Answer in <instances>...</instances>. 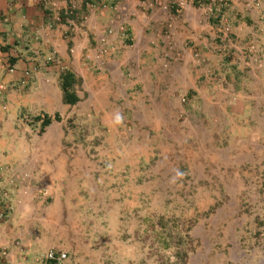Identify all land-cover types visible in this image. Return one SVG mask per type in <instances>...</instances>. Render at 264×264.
Instances as JSON below:
<instances>
[{"label": "crops", "instance_id": "0c3cea01", "mask_svg": "<svg viewBox=\"0 0 264 264\" xmlns=\"http://www.w3.org/2000/svg\"><path fill=\"white\" fill-rule=\"evenodd\" d=\"M67 72L74 80L65 91ZM213 82L221 93H208ZM1 85L0 245L12 264H55L46 259L52 248L67 253L62 264H101L95 226L122 209L96 202V191L105 197L112 181L101 191V176L69 170L79 157L65 145L82 146L80 130L122 128L141 130L142 139L171 152L176 126L186 139L198 138L192 127L224 138V124L206 123L212 111L238 104L232 118L241 126L227 129L229 146L253 144L264 129V0H0ZM20 114L34 117L35 134ZM138 137L133 144H147ZM128 163L133 188L132 177L149 174L139 155ZM168 163L157 166L152 182L175 171ZM81 193L88 199L80 201Z\"/></svg>", "mask_w": 264, "mask_h": 264}, {"label": "rangeland", "instance_id": "374dc122", "mask_svg": "<svg viewBox=\"0 0 264 264\" xmlns=\"http://www.w3.org/2000/svg\"><path fill=\"white\" fill-rule=\"evenodd\" d=\"M214 86V82L208 85V93H221ZM225 88L228 89L226 85ZM239 90L236 87L231 92ZM234 102L238 104L237 100ZM222 105L226 106L224 100ZM239 109L240 104L234 110L224 108L223 113L212 111V120L217 116L221 122H204L219 129L224 124V138L217 132L212 137L203 136V129L192 127L191 133L199 132L198 138L186 139L176 126L179 134L175 137V151L171 152L167 144L156 146L151 138L142 139L141 130L129 132L122 128L99 131L102 134L80 130L82 146L65 145V152L77 153L79 157L78 166L73 162L69 170L76 167L81 173L90 171L97 180L101 176L105 179L97 183L101 191L102 184L112 181L105 197L96 191V202L103 203L105 198L106 203L118 204L113 210L122 209L121 216H114V212L109 220L95 226L94 247L101 252V264H264V147H256L264 143V129L261 137L252 136L256 138L253 144L229 146L234 140L227 129L241 124L236 121L239 117L232 118L233 111L240 112ZM186 116L183 113L176 119L184 123ZM18 119L26 124L34 122L30 115L20 114ZM40 131L41 128L37 133ZM137 134L140 137L136 140L142 139L146 145L133 144ZM138 155L149 176L137 180L132 177L134 184L130 188L131 164L125 165L123 160L131 162ZM169 159L175 160L170 161L173 165L168 163ZM165 162L175 171L160 177L159 183L152 182L157 166ZM191 169L193 177L188 174ZM200 174L203 178L198 179ZM139 184L143 187L136 193L134 185ZM80 197V201L88 199L86 193ZM78 264L88 263L83 259Z\"/></svg>", "mask_w": 264, "mask_h": 264}, {"label": "built area", "instance_id": "2783aa9c", "mask_svg": "<svg viewBox=\"0 0 264 264\" xmlns=\"http://www.w3.org/2000/svg\"><path fill=\"white\" fill-rule=\"evenodd\" d=\"M184 3V2H183ZM230 29V26L227 25L226 26V30L228 31ZM1 89H6V87L4 85L0 86ZM30 120L27 119V122H29ZM31 124V128L34 131L37 127H35L33 125L34 122H29ZM41 128V127H39ZM38 128V129H39ZM2 194L4 196H8L9 195V191L5 190L2 192ZM3 216V215H2ZM18 244V243H17ZM67 258V253L64 251H59L56 250L55 248L50 249L47 253H46V259L49 261L54 262L55 264H62L63 261ZM0 262L2 264H12L11 260H10V250L8 247L0 245Z\"/></svg>", "mask_w": 264, "mask_h": 264}, {"label": "trees", "instance_id": "16d2710c", "mask_svg": "<svg viewBox=\"0 0 264 264\" xmlns=\"http://www.w3.org/2000/svg\"><path fill=\"white\" fill-rule=\"evenodd\" d=\"M74 77L71 73H63L62 74V86L66 90H68L73 85ZM68 93V92H66ZM72 100H75V97H73ZM44 126V125H43Z\"/></svg>", "mask_w": 264, "mask_h": 264}, {"label": "clouds", "instance_id": "9594fccd", "mask_svg": "<svg viewBox=\"0 0 264 264\" xmlns=\"http://www.w3.org/2000/svg\"><path fill=\"white\" fill-rule=\"evenodd\" d=\"M119 119H120V117L118 116L117 120L119 121ZM177 175L179 176V175H182V174L181 173H177Z\"/></svg>", "mask_w": 264, "mask_h": 264}]
</instances>
